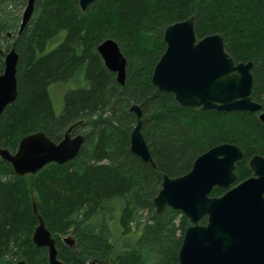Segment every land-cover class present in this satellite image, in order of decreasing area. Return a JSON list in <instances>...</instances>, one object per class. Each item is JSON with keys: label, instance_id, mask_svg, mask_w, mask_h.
Instances as JSON below:
<instances>
[{"label": "trees", "instance_id": "trees-1", "mask_svg": "<svg viewBox=\"0 0 264 264\" xmlns=\"http://www.w3.org/2000/svg\"><path fill=\"white\" fill-rule=\"evenodd\" d=\"M26 4L0 0V74L4 54L13 47L18 54L17 97L0 116V147L13 153L37 131L55 143L68 129L84 138L75 158L35 174L17 175L0 157V264H49L47 249L32 241L37 215L65 264H177L190 222L170 207L156 212L163 174H185L198 155L228 142L243 152L237 184L252 175L250 158L264 155V0H98L86 11L77 0H35L19 32V15L8 9ZM192 16L197 38L222 33L235 63H253L251 98L260 111L183 107L151 84L165 28ZM107 38L126 58L122 85L96 49ZM68 83L56 111L51 86ZM133 103L154 167L130 150ZM224 191L214 187L211 195ZM69 233L72 246L62 238Z\"/></svg>", "mask_w": 264, "mask_h": 264}, {"label": "water", "instance_id": "water-1", "mask_svg": "<svg viewBox=\"0 0 264 264\" xmlns=\"http://www.w3.org/2000/svg\"><path fill=\"white\" fill-rule=\"evenodd\" d=\"M77 1L80 9L86 11L98 0ZM34 3L35 0H27L19 32L32 18ZM194 26L192 16L165 28V50L153 68L151 84L159 91L172 93L183 107L219 112L260 111L261 104L251 98L253 63H235L225 50L222 33L197 38ZM96 49L103 64L116 73L117 82L124 84L126 58L117 42L107 38ZM17 64L18 54L13 47L4 54L0 74V116L17 97ZM130 110L137 118L130 134V150L154 167L141 133V108L133 103ZM259 119L264 122V111L259 113ZM83 138L82 134L72 136L68 129L55 143L43 131H37L22 137L13 153L0 147V157L17 175L35 174L48 163L64 164L75 158ZM242 157L238 145L224 142L198 155L185 174H163L161 188L153 199L156 212L170 207L181 211L190 222L183 234L177 264H264V155H253L249 160L252 175L234 184L235 165ZM214 187L225 191L211 195ZM34 213L37 214L35 207ZM37 218L33 243L47 249L49 264H65L58 258L51 232L41 216ZM203 218L205 223H201ZM63 241L74 245L70 236ZM13 264L26 263L20 259Z\"/></svg>", "mask_w": 264, "mask_h": 264}, {"label": "rangeland", "instance_id": "rangeland-1", "mask_svg": "<svg viewBox=\"0 0 264 264\" xmlns=\"http://www.w3.org/2000/svg\"><path fill=\"white\" fill-rule=\"evenodd\" d=\"M23 10L24 8H22L21 10L20 9L18 10L15 8L8 9L10 15H19V20L17 21V25L20 24L21 22V15H22ZM69 87L71 88L73 87V85L68 83V84H57V85L55 84L51 86V95L53 98L54 107L56 111L61 110L62 105H63V95ZM118 232H119L118 230H115V233H118ZM67 236L71 237L70 233L67 235H62V238H65Z\"/></svg>", "mask_w": 264, "mask_h": 264}]
</instances>
